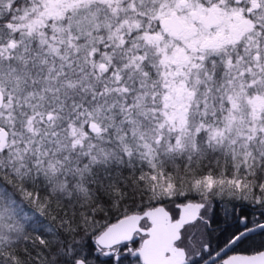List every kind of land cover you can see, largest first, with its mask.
<instances>
[{
  "label": "snow or ice",
  "instance_id": "obj_1",
  "mask_svg": "<svg viewBox=\"0 0 264 264\" xmlns=\"http://www.w3.org/2000/svg\"><path fill=\"white\" fill-rule=\"evenodd\" d=\"M125 252L264 264V0H0V264Z\"/></svg>",
  "mask_w": 264,
  "mask_h": 264
},
{
  "label": "flooded vegetation",
  "instance_id": "obj_2",
  "mask_svg": "<svg viewBox=\"0 0 264 264\" xmlns=\"http://www.w3.org/2000/svg\"><path fill=\"white\" fill-rule=\"evenodd\" d=\"M250 211H252V210L250 209ZM221 220H222V218H221ZM222 241H223V237H221L220 233L217 232L214 235V237L212 238V246H213V248H218L222 244ZM101 259L104 260L106 258L101 257ZM122 259H124V264H130V262L135 260L134 257L128 256V254L126 252L124 253V257H122ZM113 264H115L114 261H113Z\"/></svg>",
  "mask_w": 264,
  "mask_h": 264
},
{
  "label": "trees",
  "instance_id": "obj_3",
  "mask_svg": "<svg viewBox=\"0 0 264 264\" xmlns=\"http://www.w3.org/2000/svg\"><path fill=\"white\" fill-rule=\"evenodd\" d=\"M220 211H221V217H220V218H222V209H220ZM256 215H257V217H258V213H256Z\"/></svg>",
  "mask_w": 264,
  "mask_h": 264
}]
</instances>
